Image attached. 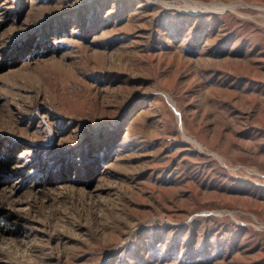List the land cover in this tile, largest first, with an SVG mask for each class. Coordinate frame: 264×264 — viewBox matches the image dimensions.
I'll return each mask as SVG.
<instances>
[{
    "label": "rangeland",
    "instance_id": "obj_1",
    "mask_svg": "<svg viewBox=\"0 0 264 264\" xmlns=\"http://www.w3.org/2000/svg\"><path fill=\"white\" fill-rule=\"evenodd\" d=\"M5 156L0 264H264V0H0Z\"/></svg>",
    "mask_w": 264,
    "mask_h": 264
},
{
    "label": "trees",
    "instance_id": "obj_2",
    "mask_svg": "<svg viewBox=\"0 0 264 264\" xmlns=\"http://www.w3.org/2000/svg\"><path fill=\"white\" fill-rule=\"evenodd\" d=\"M15 162L14 158L11 156H5L0 161V177L4 172H10L12 164ZM2 210L1 212H3Z\"/></svg>",
    "mask_w": 264,
    "mask_h": 264
},
{
    "label": "bare ground",
    "instance_id": "obj_3",
    "mask_svg": "<svg viewBox=\"0 0 264 264\" xmlns=\"http://www.w3.org/2000/svg\"><path fill=\"white\" fill-rule=\"evenodd\" d=\"M213 5V6H212ZM211 5V7H214V8H219L218 6H217V3L216 4H212ZM173 105H174V103H173Z\"/></svg>",
    "mask_w": 264,
    "mask_h": 264
}]
</instances>
